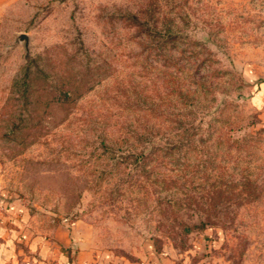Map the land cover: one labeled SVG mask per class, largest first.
I'll list each match as a JSON object with an SVG mask.
<instances>
[{
  "label": "rangeland",
  "instance_id": "374dc122",
  "mask_svg": "<svg viewBox=\"0 0 264 264\" xmlns=\"http://www.w3.org/2000/svg\"><path fill=\"white\" fill-rule=\"evenodd\" d=\"M0 189L116 251L150 241L188 264H264V0L13 3Z\"/></svg>",
  "mask_w": 264,
  "mask_h": 264
},
{
  "label": "crops",
  "instance_id": "0c3cea01",
  "mask_svg": "<svg viewBox=\"0 0 264 264\" xmlns=\"http://www.w3.org/2000/svg\"><path fill=\"white\" fill-rule=\"evenodd\" d=\"M16 1L0 0V20ZM0 264H188V256L150 241L128 252L103 247L89 223L38 218L0 189Z\"/></svg>",
  "mask_w": 264,
  "mask_h": 264
},
{
  "label": "trees",
  "instance_id": "16d2710c",
  "mask_svg": "<svg viewBox=\"0 0 264 264\" xmlns=\"http://www.w3.org/2000/svg\"><path fill=\"white\" fill-rule=\"evenodd\" d=\"M143 11L146 12V11H149V10H147V8H146V9H143ZM120 18L123 21L129 22V24L132 25V26H137V27L141 28L147 35H149V37L152 38L153 41L154 40L159 41V38H157L155 36L156 35V31L155 30L153 31L149 26L145 25L143 17H141L138 13L132 12V11H127V12L121 13L120 14ZM159 36H161V39L163 41H165V42L168 41V40L176 38L175 33L172 32L170 28L165 29L164 32H162V33L160 32ZM179 93H182V91H179ZM186 130H188V127L186 128ZM136 134H137V138L147 142V144H148L147 140H150V139H149V137H147L146 133H141L140 134V133L136 132ZM99 138H100V144L103 145L104 148H106L107 145L105 144V138L103 137V135L99 134ZM107 138L109 140H111V141L115 140V139L112 140L111 139L112 137H107ZM150 142H151V140H150ZM152 142H154V141H152ZM152 142L150 144V149H152V148L154 149V147H155V146L153 147V143ZM141 154L142 153H140V157L137 156V154L135 155V153L132 156H134V158H137V159L144 157V155L143 154L141 155ZM125 156H127V154ZM205 224H206V222L201 221L200 223H196L194 226L197 227V228H203L205 226Z\"/></svg>",
  "mask_w": 264,
  "mask_h": 264
},
{
  "label": "water",
  "instance_id": "95a60500",
  "mask_svg": "<svg viewBox=\"0 0 264 264\" xmlns=\"http://www.w3.org/2000/svg\"><path fill=\"white\" fill-rule=\"evenodd\" d=\"M18 37L19 39H26L27 35L25 33H20Z\"/></svg>",
  "mask_w": 264,
  "mask_h": 264
}]
</instances>
